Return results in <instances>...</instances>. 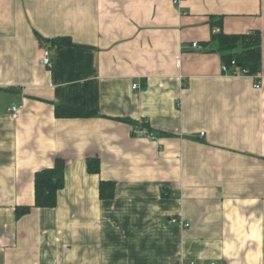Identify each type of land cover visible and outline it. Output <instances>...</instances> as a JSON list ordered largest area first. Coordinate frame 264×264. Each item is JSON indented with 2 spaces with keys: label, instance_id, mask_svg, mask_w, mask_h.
<instances>
[{
  "label": "crops",
  "instance_id": "0c3cea01",
  "mask_svg": "<svg viewBox=\"0 0 264 264\" xmlns=\"http://www.w3.org/2000/svg\"><path fill=\"white\" fill-rule=\"evenodd\" d=\"M173 1L0 0V264H264V0ZM214 29L260 31V88L223 73ZM57 158V205L17 218Z\"/></svg>",
  "mask_w": 264,
  "mask_h": 264
},
{
  "label": "trees",
  "instance_id": "16d2710c",
  "mask_svg": "<svg viewBox=\"0 0 264 264\" xmlns=\"http://www.w3.org/2000/svg\"><path fill=\"white\" fill-rule=\"evenodd\" d=\"M223 17L211 20L212 29L215 25L222 27ZM42 46L45 45H74L67 36L56 38H45L41 34H36ZM209 52H218L222 63L227 64L232 71L235 68L247 69L251 75L261 74L262 69V39L261 33L254 30L249 33H226L222 29L213 32L210 41L204 44ZM235 61L236 64H232ZM57 117H91L96 116V112L83 110L64 104L55 106ZM120 121L137 125V121L130 118H117ZM147 126V125H144ZM66 161L57 158L53 167L39 170L35 174V203L31 205H17L15 207L17 218L28 214L33 207L53 208L58 203V193L64 186ZM88 171L98 173L100 162L97 159L88 160ZM116 184L112 180H102L100 182V198L112 199L115 196Z\"/></svg>",
  "mask_w": 264,
  "mask_h": 264
},
{
  "label": "built area",
  "instance_id": "2783aa9c",
  "mask_svg": "<svg viewBox=\"0 0 264 264\" xmlns=\"http://www.w3.org/2000/svg\"><path fill=\"white\" fill-rule=\"evenodd\" d=\"M175 4L179 3V0H174L173 1ZM219 29H214V32H218ZM193 47L197 48V49H204L203 45L200 44L199 42H194L193 43ZM49 48V47H48ZM46 48L44 50L43 56H42V63L47 66V67H52L53 65V61H52V57H51V52L50 49ZM232 64H236L235 61H232ZM222 71L224 74H230L233 76H254L256 79V88H260V80L263 77V75L259 74V75H251L247 69H240V68H235L234 71H232V69L227 65L222 63ZM134 89H138L140 88L139 84H134L133 86ZM23 108V105H17V104H13L10 107V113L12 115L13 118H18L19 117V112L20 110ZM136 133H138L140 136H146L150 139H154L156 136L154 134V132H152L150 130V128H148L147 126H138L135 129ZM203 134V133H202ZM169 223L170 224H178L184 227H188L190 224L189 222L185 221L184 219H182L181 217L178 216H174L171 217L169 219ZM211 264H215V263H211Z\"/></svg>",
  "mask_w": 264,
  "mask_h": 264
}]
</instances>
